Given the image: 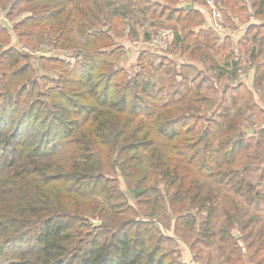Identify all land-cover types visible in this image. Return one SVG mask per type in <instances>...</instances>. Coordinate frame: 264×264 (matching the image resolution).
<instances>
[{"label": "trees", "instance_id": "trees-1", "mask_svg": "<svg viewBox=\"0 0 264 264\" xmlns=\"http://www.w3.org/2000/svg\"><path fill=\"white\" fill-rule=\"evenodd\" d=\"M192 1L0 0L10 24H0V264H199L213 247L225 264H264V228L235 238L252 220L237 206L217 228L215 190L264 210V0H217L227 30L261 22L236 52L225 33L194 31L206 6ZM109 12L174 25L172 50L117 66ZM18 44L44 53L32 61ZM242 62L251 88L236 81ZM199 66L227 77L218 99L191 85ZM159 205L176 223L198 220L183 238L190 261Z\"/></svg>", "mask_w": 264, "mask_h": 264}, {"label": "rangeland", "instance_id": "rangeland-1", "mask_svg": "<svg viewBox=\"0 0 264 264\" xmlns=\"http://www.w3.org/2000/svg\"><path fill=\"white\" fill-rule=\"evenodd\" d=\"M109 14L111 13L109 12ZM109 18L110 20H108L106 23L107 26L111 28V32H112L111 34L114 37L115 46L118 48V51H120V55L116 60L117 66L132 67L136 62L137 54L139 53V51H151L153 53H158L156 51H159L165 54L168 51L172 50V44L168 47L167 50H162V49L151 50L149 48H146L145 45L138 46L137 44L134 43L146 41V39L144 38L145 33H148L151 37L152 35H155L159 29L162 28H167L172 32H174V25L172 24L158 25L157 20L154 18H146V21H143V19L139 17L138 14L135 12L128 14L127 16L122 18H118V16L111 14ZM223 21L225 23L224 18ZM0 23L2 25H7V26L10 25L6 20L5 13L2 12L1 9H0ZM176 26L177 29L180 28L179 25ZM131 30H135L136 35L131 33ZM75 35L76 37H78L77 34ZM232 47L233 50L236 52L237 51L236 42L232 41ZM68 49L69 50H66L69 51L68 53H74L75 51V48H68ZM39 50L40 49L38 46L33 47L31 49V51L35 53L38 52ZM55 51L60 55L59 51H64V50L56 48ZM50 54L55 55V52L51 51ZM35 56L36 55H32L31 59H34ZM170 56L173 62L180 63V60L176 56H172L171 54ZM245 62L247 65L249 64L247 60ZM42 72L43 71L41 69L37 70V76L39 77L40 80H41L40 77L43 75ZM204 72L205 71H200V74H198L199 73L198 71L191 70L189 72V76L192 81L191 85L196 86V88H198L203 94L209 96L212 100H216L220 95L219 91L224 89L223 81L227 77L224 76L221 78H217L214 72H205V73ZM50 75L54 76L53 73H51ZM247 76L246 75L244 77L238 76L239 78L238 79L236 78V81L243 82L245 81ZM260 99H261L260 96L256 98L258 103L260 105H263V101H260ZM239 104L241 105V103ZM231 113L234 116L237 115V107H232ZM253 122L254 120L246 122L244 124L243 130L249 131L250 128L252 129L251 125ZM122 189H124L123 186ZM215 190H216L217 206L219 209V215L216 220L217 228H219L222 222L224 221L225 210L233 211V208L235 206H237L240 209V214H239L240 221H246L252 218V220L247 224V227L244 232H240L238 230L236 231L239 235L238 238H240L247 231L250 230L256 231L259 228H264V210L262 208H253L244 201L242 196L235 193L230 187L225 186L224 184L221 183L217 185L215 184ZM154 212L158 216L157 218H159L162 221V227L164 229V232L170 237H172L173 240H175L174 243L178 248L177 250L180 252L181 259H185L188 255H190V252L188 249V245L185 242H183L184 240L183 238L189 236V228L194 229L198 223V220L196 221L195 219L194 223H191L190 219L189 222L186 223L183 222L176 223L175 217L173 216L166 217V215L164 214V210L160 205L156 207ZM174 224L176 226V229L174 228ZM221 259H222V253L218 249L213 247L206 249L203 256L199 259L198 262L199 264H225L224 262L221 261ZM220 261L222 263H219Z\"/></svg>", "mask_w": 264, "mask_h": 264}, {"label": "built area", "instance_id": "built-area-1", "mask_svg": "<svg viewBox=\"0 0 264 264\" xmlns=\"http://www.w3.org/2000/svg\"><path fill=\"white\" fill-rule=\"evenodd\" d=\"M207 8V10L210 13L211 17V25L209 26L212 30H214L216 33L222 34L227 31L226 25L223 21V16L221 13V8L219 4L217 3V0H202ZM174 40V32L167 28L159 29L155 35H153L151 38H149L146 41L143 42H136L134 44H137L138 46L145 45L146 48H149L151 50L156 49H162L167 50L168 47L173 43ZM17 48L21 51L27 53L30 57L32 55H36L34 59H31L32 61H35V59L43 54L44 52L38 51V52H32L27 47L18 44ZM159 52V51H156ZM166 52V51H163ZM237 74L239 77H244L246 75V71L244 69V62L241 63V66L237 70Z\"/></svg>", "mask_w": 264, "mask_h": 264}, {"label": "crops", "instance_id": "crops-1", "mask_svg": "<svg viewBox=\"0 0 264 264\" xmlns=\"http://www.w3.org/2000/svg\"><path fill=\"white\" fill-rule=\"evenodd\" d=\"M153 1H155V0H153ZM157 1L162 2L164 0H157ZM183 1L184 2H190V3L193 2L192 0H183ZM246 1L248 2V0H246ZM194 5H195L194 7L200 6L199 4H194ZM201 11H204V13H205L204 14L205 15V22H204V24L201 27L196 28L194 31H197L198 29H207V28L209 29V26L211 25V17H210L209 11H207L206 8H204ZM257 23L260 24L261 22L259 20H257V19H254V18H250V20L247 23H245V24H239L237 21H235V28L232 29V30H227L225 32V34L224 33H222V34H224V36L227 35L230 38L231 41L237 43V41L242 37V34H243L244 30L248 27V25H250V24H257ZM4 26H6L7 28L10 29V25H8V26L7 25H4ZM51 51H54L55 52V55H59L55 51V49L54 50H51ZM216 58H217V61H218V63L220 65H222V63H224V58L223 57L217 56ZM260 60L263 61V59H260ZM201 69L202 68L199 66V69L198 70L200 71ZM246 73L248 74V76L246 74L247 78L245 79V81H243V83L245 85H247L249 88H251L252 87V79H253L254 67H249L247 69ZM257 97H259V96L255 95V98H257ZM260 101H263V98L262 97H261ZM184 260L185 261H190L191 260V256L188 255Z\"/></svg>", "mask_w": 264, "mask_h": 264}, {"label": "water", "instance_id": "water-1", "mask_svg": "<svg viewBox=\"0 0 264 264\" xmlns=\"http://www.w3.org/2000/svg\"><path fill=\"white\" fill-rule=\"evenodd\" d=\"M191 7V4L189 2H181L179 3L176 8H190ZM91 223L94 225V226H98L99 225V222L98 221H94V220H91ZM232 234L234 235L235 238H238L239 235L238 233L236 232V230H233L232 231Z\"/></svg>", "mask_w": 264, "mask_h": 264}]
</instances>
